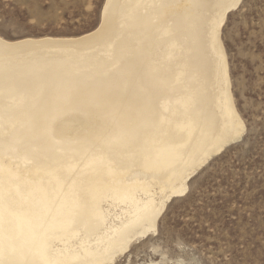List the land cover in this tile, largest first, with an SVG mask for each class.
<instances>
[{"label":"bare ground","instance_id":"6f19581e","mask_svg":"<svg viewBox=\"0 0 264 264\" xmlns=\"http://www.w3.org/2000/svg\"><path fill=\"white\" fill-rule=\"evenodd\" d=\"M235 3L105 0L91 32L0 50V264H108L153 236L243 120L210 36Z\"/></svg>","mask_w":264,"mask_h":264},{"label":"rangeland","instance_id":"374dc122","mask_svg":"<svg viewBox=\"0 0 264 264\" xmlns=\"http://www.w3.org/2000/svg\"><path fill=\"white\" fill-rule=\"evenodd\" d=\"M104 2L0 0V21L23 24L13 33L18 39L78 37L98 27ZM262 11L260 0H251L247 22L241 26L243 17L233 11L222 32L232 91L248 134L241 143L231 144L214 157L219 163L204 173L185 196L168 205L166 239L150 236L140 241L149 240L146 249H155L151 255H159L168 264H261L264 260Z\"/></svg>","mask_w":264,"mask_h":264},{"label":"snow or ice","instance_id":"6c2138e0","mask_svg":"<svg viewBox=\"0 0 264 264\" xmlns=\"http://www.w3.org/2000/svg\"><path fill=\"white\" fill-rule=\"evenodd\" d=\"M251 4V0H236L234 11L238 16H242L241 26L247 22L246 13L249 10V5ZM260 5L262 9H264V0H260ZM43 23V21H40ZM259 23L261 27H264V11L261 12ZM224 24V18L221 16L215 21V25L213 26L210 36L214 46L219 52L218 58V76L222 81H226L227 77L225 74V57L223 54L222 44L223 41L218 36V30ZM23 24H19L12 20H3L0 21V50H11L14 45H18L22 43L17 37L13 35L14 32H18L21 28H23ZM249 27L251 24L249 23ZM233 119L235 121V131L232 136H230L227 141L220 140L215 145L217 151H222L224 149L225 144L232 143H241L242 138L248 134L249 129L245 124V121L240 120L235 114H233ZM264 127V125H262ZM215 153L208 152L204 157L199 160V165L203 166V170L199 172L193 178L192 184L189 187H194L197 182L200 180V177L204 175L206 172H210V170L219 163L218 160L213 159ZM192 171H195L193 168ZM184 189L181 188L180 191L176 193V195H183ZM167 208L168 206L164 201H161L159 206L154 209L151 220L148 222L147 231L142 232L140 236H147L148 233H151L153 236L158 237L161 240H164L168 236L167 229ZM126 243L125 246L115 250L111 255L108 264H168L167 261H161L160 256H152L151 252L155 251V249H146V245L149 243V240H144L142 243L139 240L137 235L133 233H128L125 237ZM175 259V257H174ZM179 264V262H178ZM190 264H199L198 261H191ZM261 264H264V260H262Z\"/></svg>","mask_w":264,"mask_h":264}]
</instances>
